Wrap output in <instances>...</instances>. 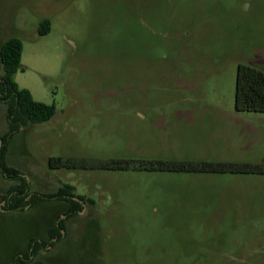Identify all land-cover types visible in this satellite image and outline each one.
<instances>
[{
    "label": "rangeland",
    "instance_id": "rangeland-1",
    "mask_svg": "<svg viewBox=\"0 0 264 264\" xmlns=\"http://www.w3.org/2000/svg\"><path fill=\"white\" fill-rule=\"evenodd\" d=\"M11 37L16 83L56 112L3 143L0 101V149L40 198L6 208L19 182L0 170V264L32 239L49 241L43 264H264V174L49 163L264 165V113L235 109L238 66L264 72V0H0V47ZM62 185L85 201L50 241L70 205L46 196Z\"/></svg>",
    "mask_w": 264,
    "mask_h": 264
},
{
    "label": "trees",
    "instance_id": "trees-1",
    "mask_svg": "<svg viewBox=\"0 0 264 264\" xmlns=\"http://www.w3.org/2000/svg\"><path fill=\"white\" fill-rule=\"evenodd\" d=\"M50 21L45 20L41 24L39 34L44 36L50 33ZM23 44L19 38L11 37L7 39L0 47V63L3 74L0 79V101L6 107V118L8 122V131L1 138L3 143L10 140L20 129L30 124H41L50 121L55 115V107L38 102L33 98L32 93L21 88L15 81V75L22 70ZM235 109L245 112L264 113V72L255 68L239 65L236 78ZM52 168L67 169H100L113 171H156L173 173H212V174H264V165L251 163H226V162H179V161H139L115 159L90 165L87 162H77L63 159L61 157H52L49 161ZM0 170L3 175L12 181L19 182L12 185L8 190L4 200L9 210L24 209L26 206L40 200L38 196L30 195L27 190L28 185L20 172L8 164L6 159L5 147L0 149ZM46 197L64 200L69 203L70 208L66 214L74 216L77 209L81 208L78 198L84 202L85 199L75 194V188L70 185H62L53 194ZM61 229H64V221L59 222L57 227L49 230V239L60 240ZM49 245V241L39 242L30 240L29 251L18 252L15 254L13 264H43L41 261H35L36 256L43 248ZM53 244L50 243V246Z\"/></svg>",
    "mask_w": 264,
    "mask_h": 264
},
{
    "label": "flooded vegetation",
    "instance_id": "flooded-vegetation-1",
    "mask_svg": "<svg viewBox=\"0 0 264 264\" xmlns=\"http://www.w3.org/2000/svg\"><path fill=\"white\" fill-rule=\"evenodd\" d=\"M0 77H1V76H0ZM0 82H1V79H0ZM28 197H29V196H28ZM31 198H32V197H31ZM74 199H76L77 201H80L78 198H74ZM26 200H28V199H26ZM81 202H82V201H81ZM82 203H83V202H82ZM69 208H70V206H69ZM68 210H69V209H68ZM68 210H67V212H68ZM81 210H82V207H81L80 209H77L76 214L79 213ZM76 214H75V215H76ZM75 215H74V216H75ZM74 216H69V215L66 214V215H65L66 219H64V220H60L59 222L64 221V223H65V221L68 220V218H71V217H74ZM58 225H59V223H58ZM64 227H65V225H64ZM61 231H63V229H61ZM43 249H44V248H43ZM43 249H42V250H43ZM31 258L33 259V257H31Z\"/></svg>",
    "mask_w": 264,
    "mask_h": 264
},
{
    "label": "water",
    "instance_id": "water-1",
    "mask_svg": "<svg viewBox=\"0 0 264 264\" xmlns=\"http://www.w3.org/2000/svg\"><path fill=\"white\" fill-rule=\"evenodd\" d=\"M1 143V142H0Z\"/></svg>",
    "mask_w": 264,
    "mask_h": 264
}]
</instances>
